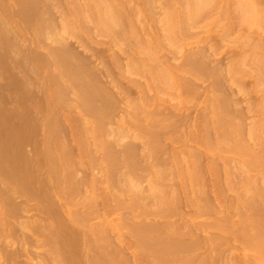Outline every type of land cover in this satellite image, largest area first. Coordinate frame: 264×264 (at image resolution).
<instances>
[{
  "label": "rangeland",
  "instance_id": "obj_1",
  "mask_svg": "<svg viewBox=\"0 0 264 264\" xmlns=\"http://www.w3.org/2000/svg\"><path fill=\"white\" fill-rule=\"evenodd\" d=\"M0 86V264H264V0H0Z\"/></svg>",
  "mask_w": 264,
  "mask_h": 264
},
{
  "label": "bare ground",
  "instance_id": "obj_2",
  "mask_svg": "<svg viewBox=\"0 0 264 264\" xmlns=\"http://www.w3.org/2000/svg\"><path fill=\"white\" fill-rule=\"evenodd\" d=\"M200 1V0H199ZM130 2V1H129ZM205 2V1H204ZM123 3H124V1H123ZM198 3H202V1L201 2H198ZM125 4H126V2H125ZM205 4V3H204ZM124 7V6H123ZM126 7V6H125ZM121 8V7H120ZM131 9V8H130ZM135 9V8H134ZM107 11H108V15L110 16V19H109V24L111 25V26H113V24H114V26L116 27V29L117 28H119V27H117L116 26V24H117V22L119 21L118 19H119V14H118V16H117V19H116V16L114 15V12L115 11H113V10H111V9H107ZM133 11V10H132ZM138 12V11H137ZM140 12V11H139ZM126 13H127V11H126ZM251 13V12H250ZM131 14V13H130ZM138 14V13H137ZM251 14H253L254 15V13L252 12ZM121 15V14H120ZM124 15V14H123ZM115 16V17H114ZM108 17V16H107ZM141 17V16H140ZM88 18H89V15H88ZM122 18V17H121ZM90 19V18H89ZM108 19V18H107ZM123 19V18H122ZM137 19V18H136ZM138 19H139V17H138ZM137 19V20H138ZM120 22V21H119ZM130 22H131V19H130ZM129 23V22H128ZM120 24H122V23H120ZM119 24V25H120ZM134 24V23H133ZM110 26V27H111ZM114 27V28H115ZM121 27V26H120ZM134 27V26H133ZM146 27V26H145ZM111 29H113V27L111 28ZM114 31V30H113ZM148 31V30H147ZM116 32V31H115ZM122 33V31L119 33V34H121ZM123 33H124V31H123ZM115 35V34H114ZM123 35V34H122ZM117 37V36H116ZM145 38V37H144ZM156 38V37H155ZM152 39V38H151ZM111 40V39H110ZM118 40V39H117ZM109 41V40H108ZM66 43V42H65ZM102 44V43H101ZM104 44V43H103ZM111 44V43H110ZM62 45H65V44H62ZM105 45V44H104ZM118 45V44H117ZM67 46V45H66ZM106 47V46H105ZM100 49H102V48H100ZM109 49V48H108ZM123 49V48H122ZM124 51V50H123ZM91 52V51H90ZM85 53V52H84ZM103 53V52H102ZM90 54V53H89ZM70 55V54H69ZM92 55V54H91ZM98 55V54H97ZM104 55H105V53H104ZM96 56V55H95ZM100 56V55H99ZM76 57V56H75ZM80 57V56H79ZM101 57V56H100ZM100 57H99V59H100ZM103 57V56H102ZM128 57V56H127ZM93 58V57H92ZM118 58V57H117ZM104 59V58H103ZM110 59V58H109ZM171 59H172V57H171ZM130 60V59H129ZM97 61V60H96ZM103 61V60H102ZM102 61H101V63H102ZM112 61V60H111ZM208 61V60H207ZM104 62V61H103ZM99 63V62H98ZM135 64V63H134ZM161 64V63H160ZM61 65V64H60ZM101 65V64H100ZM113 65V64H112ZM104 66V65H103ZM114 66V65H113ZM125 66V65H124ZM139 66V65H138ZM58 67V66H57ZM102 67V66H101ZM103 68V67H102ZM136 68V67H135ZM59 69V68H58ZM115 70V69H114ZM137 70V69H136ZM57 71H59V70H57ZM78 71V70H77ZM176 71V70H175ZM61 72V71H60ZM128 72H130V71H128ZM166 72V71H165ZM62 73H64V71H62ZM65 73H66V71H65ZM67 74H69L68 72H67ZM73 74V73H72ZM112 74V73H111ZM63 75H65V74H63ZM70 75V74H69ZM69 75H65L64 76V78H63V81H65V80H67L68 81V83L70 84L71 83V85H72V83L74 82L75 83V81L77 80V78L78 77H81V76H78L77 78H74V77H76L77 76V74L75 73V75H74V77H70ZM109 75V74H108ZM83 76V75H82ZM60 77V76H59ZM111 77V76H110ZM198 77V76H197ZM200 77V76H199ZM76 79V80H74V79ZM60 79V78H59ZM61 79H62V77H61ZM81 78H79V80H80ZM88 79V78H87ZM74 80V81H73ZM106 80V79H105ZM62 81V80H61ZM82 81V80H81ZM85 81V80H84ZM79 82V81H78ZM86 82V81H85ZM84 82V83H85ZM65 83H66V81H65ZM65 83H63V84H65ZM73 83V84H74ZM83 83V82H82ZM78 85V84H77ZM84 85V84H83ZM86 85H87V83H86ZM74 86H76L75 84H74ZM88 86V85H87ZM111 86V85H110ZM1 87V86H0ZM63 87V86H62ZM78 87V86H77ZM91 87V86H90ZM73 88V87H72ZM75 88V87H74ZM84 88V87H83ZM87 88H89V87H87ZM96 88V87H95ZM91 89V88H90ZM84 90V89H83ZM86 90V89H85ZM85 92V91H84ZM89 96V95H88ZM11 133V132H10ZM10 136V135H9ZM8 136V137H9ZM12 136V135H11ZM6 137V136H5ZM7 137V138H8ZM3 138V137H2ZM12 139V138H11ZM5 142H6V140L5 139H3ZM10 140V139H9ZM20 140V139H19ZM1 142V141H0ZM3 142V141H2ZM3 144V143H2ZM5 145H7L6 143H4ZM3 144V145H4ZM2 145V146H3ZM9 146V145H8ZM7 146V147H8ZM12 147V146H11ZM16 147V146H15ZM10 147H8V149H9ZM13 148V147H12ZM23 149V148H22ZM6 149L4 148V152H6L5 151ZM10 150V149H9ZM8 151V150H7ZM1 153H0V163L3 161L2 160V156H3V158H4V156H6L5 155V153H3V149H2V151H0ZM10 152V151H9ZM11 163H13L12 161H10ZM19 162V161H18ZM24 162V161H23ZM11 165V164H10ZM15 165V164H14ZM3 167H2V163H1V165H0V198L1 197H3L4 196V194H7V195H5V197L6 196H9V194L10 193H13V192H15V196H17L16 195V193L17 192H19L20 193V191H22V190H18L17 188H13V186L14 185H11V183H16V182H20V184L22 183V179H20L22 176H20V175H17L16 173H22V171L20 170V172H15L14 170H9V168H8V171L6 170L5 171V169H2ZM25 168V167H24ZM22 169V168H21ZM25 172V171H24ZM29 174V173H28ZM23 175V174H22ZM28 177V176H27ZM23 178V177H22ZM29 178V177H28ZM24 179V178H23ZM27 179V178H26ZM25 180V179H24ZM11 182V183H10ZM23 186H24V181H23ZM10 185V186H9ZM27 185V184H26ZM12 186V187H11ZM28 186V185H27ZM31 186V185H30ZM29 186V187H30ZM24 188H26V186H24ZM23 188V189H24ZM31 189V188H30ZM25 190V189H24ZM33 190V189H32ZM31 192V191H30ZM4 193V194H3ZM27 193V192H26ZM31 193H33V192H31ZM1 194H3V195H1ZM13 195V194H12ZM23 195V194H22ZM34 195V194H33ZM5 197H3V198H5ZM10 197V196H9ZM24 197V196H23ZM27 197V196H26ZM30 197L31 198H33V196H31L30 195ZM8 198V197H7ZM7 198H6V200H7ZM2 199V198H1ZM10 200L12 199V197H10L9 198ZM17 199H18V197H17ZM8 201V200H7ZM13 201V204H14V200H12ZM2 202V203H1ZM27 202V201H26ZM6 203V202H5ZM2 200L0 201V205L1 204H5ZM12 203V202H11ZM17 203V202H16ZM8 204V203H7ZM10 204V203H9ZM12 204V206H10V207H8V205L7 206H5V205H3V206H5V207H8L9 208V210H7V212L8 213H14L13 211H20V209L23 207V205H25L24 203L22 204V207H20L19 205H17V207H15V205H13ZM27 204V203H26ZM21 205V204H20ZM20 207V208H19ZM31 207H33V206H31ZM27 208V207H26ZM60 208V207H59ZM61 208H63L62 207V205H61ZM7 209V208H6ZM28 209V208H27ZM29 209H30V207H29ZM0 210H2L3 211V209H2V207H0ZM23 210H26L25 208L23 209ZM31 210V209H30ZM30 210H28V211H30ZM0 211V215H2V217H3V212H5V211ZM10 211V212H9ZM27 211V210H26ZM27 211V212H28ZM1 212H2V214H1ZM25 212V211H24ZM20 213V212H19ZM28 213H30V212H28ZM7 214V213H6ZM5 215V214H4ZM6 216V215H5ZM2 217H0V219L2 218ZM8 217H10V216H8ZM7 217V218H8ZM19 218V217H18ZM27 218H29V217H27ZM12 219V218H11ZM37 220V219H36ZM81 220V219H80ZM1 221V220H0ZM17 221H19V220H17ZM16 221V222H17ZM22 221V220H21ZM21 221L20 222H17V224L19 223V225H18V227H21V225H20V223H21ZM25 221H26V219H25ZM74 221V220H73ZM82 221V220H81ZM7 222V221H6ZM8 222H9V220H8ZM12 222V221H11ZM76 222H78V220L76 221ZM76 222H75V224H76ZM2 223V222H1ZM23 223V225H25V222L23 221L22 222ZM68 223V222H67ZM72 223V222H71ZM83 223V222H82ZM16 224V225H17ZM27 224V223H26ZM44 224V223H43ZM75 224H74V226H75ZM100 224V223H99ZM3 225V224H2ZM14 225V224H13ZM22 225V227H24ZM41 225V224H40ZM73 225V224H72ZM78 225H81V224H78ZM4 226V225H3ZM2 226V227H3ZM50 226V225H49ZM48 226V227H49ZM74 226H73V228H74ZM6 226H4V228H5ZM21 227V228H22ZM69 227V226H68ZM100 227H101V225H100ZM42 228V227H41ZM10 229V228H9ZM17 229V228H16ZM84 229V228H83ZM101 229V228H100ZM18 232V231H17ZM32 232V231H31ZM28 233V232H27ZM84 234V233H83ZM258 236V235H257ZM51 237H53V236H51ZM55 237V236H54ZM81 237V236H80ZM262 237H264V236H262ZM22 238V237H21ZM260 238V237H259ZM262 239V238H261ZM260 239V240H261ZM81 240V239H80ZM91 240V239H90ZM88 241V240H87ZM157 240H155V242H156ZM173 241V240H172ZM78 242V241H77ZM76 242V243H77ZM94 242V241H93ZM96 242H98V241H96ZM95 242V243H96ZM150 242H152V240L150 241ZM154 242V241H153ZM153 242H152V244H153ZM52 243V242H51ZM54 243V242H53ZM52 243V244H53ZM56 244H57V242H55ZM74 243V242H73ZM85 243V242H84ZM83 243V244H84ZM26 244V243H25ZM30 244V243H29ZM82 244V245H83ZM151 244V243H150ZM156 246H157V249H156V253H157V255L158 256H164V255H167L168 256V254L170 255V254H172V252H173V254L175 253V252H177L178 251V249H177V251L175 250L176 248H179V250H180V248H182V246H181V244L180 243H177V244H175V243H173L172 244V242H169L168 240H161L160 242H156V243H154ZM45 245V244H44ZM73 245V244H72ZM81 245V246H82ZM99 245V244H98ZM101 245V244H100ZM99 245V246H100ZM25 246V245H24ZM56 246V245H55ZM97 246V245H96ZM95 246V247H96ZM22 247H23V245H22ZM54 247V246H53ZM85 247H86V245H85ZM92 247V246H91ZM19 248V247H18ZM100 248V247H99ZM25 249V248H24ZM29 249V248H28ZM49 249V248H48ZM56 249V248H55ZM59 249V248H58ZM46 250V249H45ZM8 251V250H7ZM52 251V250H51ZM175 251V252H174ZM26 252H28V251H26ZM49 253V252H48ZM47 253V254H48ZM52 253H53V251H52ZM51 253V254H52ZM56 253H57V251H56ZM6 254V253H5ZM45 254V253H44ZM14 255V254H13ZM25 255V254H24ZM29 255V254H28ZM50 255V254H49ZM178 255H179V253H178ZM10 257V256H9ZM14 257V256H13ZM54 256H52V258H53ZM165 257V256H164ZM51 259V258H50ZM18 260V259H17ZM49 260V259H48ZM58 260V259H57ZM10 261V260H9ZM45 261V260H44ZM53 261V260H52ZM55 261V260H54ZM38 262V261H37ZM15 263V262H14Z\"/></svg>",
  "mask_w": 264,
  "mask_h": 264
}]
</instances>
